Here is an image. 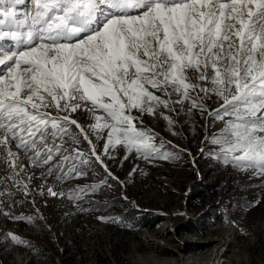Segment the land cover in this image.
<instances>
[{"label":"snow or ice","instance_id":"6c2138e0","mask_svg":"<svg viewBox=\"0 0 264 264\" xmlns=\"http://www.w3.org/2000/svg\"><path fill=\"white\" fill-rule=\"evenodd\" d=\"M0 66V165L16 189L0 196L31 194L34 177L25 175L20 152L29 164L48 166L47 175L59 172L57 183L90 170L62 171L72 155L51 163L62 152L83 159L79 147H64L82 140L110 176L102 157L113 158L118 145L145 159L178 158L160 152L155 134L137 123L189 100V111L203 112L210 94L223 99L216 118L234 117L212 142L225 139L228 162L264 175V0H0ZM192 69L204 87L189 82ZM175 94L180 99L171 101ZM78 112L88 121L74 118ZM78 191L68 198L79 200Z\"/></svg>","mask_w":264,"mask_h":264},{"label":"rangeland","instance_id":"374dc122","mask_svg":"<svg viewBox=\"0 0 264 264\" xmlns=\"http://www.w3.org/2000/svg\"><path fill=\"white\" fill-rule=\"evenodd\" d=\"M187 75L190 83L205 86L196 70ZM178 99L179 94L171 97ZM203 103V112L189 111V100L174 104L176 111L159 107L162 115L140 117L137 128L154 133L159 151L178 153V158L145 159L118 145L110 152L113 158L102 157L111 176L83 140L64 145L79 147L83 159L62 152L51 163L72 155L62 171L90 170L59 183V172L47 175L48 166L31 165L20 152L25 175L34 177L29 183L32 191L27 197L22 192L0 196V264H264V175L228 162L226 140L217 144L212 137L234 117H215L223 104L215 94ZM132 114L139 115L136 110ZM73 116L81 123L89 119L84 112ZM165 117L176 121L175 126ZM95 142L102 149L104 141ZM7 175L0 165V192H15L12 182L3 180ZM49 187L65 196H51ZM76 189L80 191L73 195L81 198L69 199V190ZM4 211L33 220H12ZM133 211L163 221L144 228L119 216ZM9 233L25 243H13Z\"/></svg>","mask_w":264,"mask_h":264},{"label":"trees","instance_id":"16d2710c","mask_svg":"<svg viewBox=\"0 0 264 264\" xmlns=\"http://www.w3.org/2000/svg\"><path fill=\"white\" fill-rule=\"evenodd\" d=\"M108 204V203H107ZM103 205V204H102ZM107 206V205H106ZM136 211L133 212H127V213H122L119 214V216L123 219V220H133L136 221L140 226L144 227V228H151L154 226V223H157L159 221H163L162 218H158V217H148L147 215H141L143 213L138 212L135 213ZM133 213V214H132ZM140 214V215H137ZM129 215H131L132 219H129ZM129 217V218H128ZM68 251H65V253H67Z\"/></svg>","mask_w":264,"mask_h":264}]
</instances>
